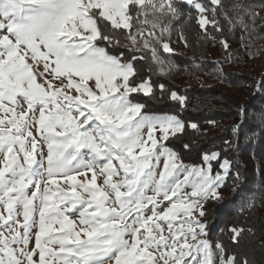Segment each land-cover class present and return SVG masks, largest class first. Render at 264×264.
<instances>
[{
  "label": "snow or ice",
  "instance_id": "obj_1",
  "mask_svg": "<svg viewBox=\"0 0 264 264\" xmlns=\"http://www.w3.org/2000/svg\"><path fill=\"white\" fill-rule=\"evenodd\" d=\"M261 13L264 0H0V264H264L252 227L209 239L205 206L240 183L226 149L185 164L167 143L185 121L134 99L185 106L150 74L174 67L160 54L174 22L227 49L264 31Z\"/></svg>",
  "mask_w": 264,
  "mask_h": 264
},
{
  "label": "trees",
  "instance_id": "obj_2",
  "mask_svg": "<svg viewBox=\"0 0 264 264\" xmlns=\"http://www.w3.org/2000/svg\"><path fill=\"white\" fill-rule=\"evenodd\" d=\"M179 36L184 47L160 53L174 66L168 76L150 74L153 82L165 83L186 96L185 106L166 94L159 98V92L155 100L142 96L134 99L145 103L149 112L174 113L185 121V131L167 142L183 162L199 164L203 153L226 149L227 158L240 173V183H234L235 177L230 176L222 189L223 199L205 206L209 238L213 242H227L228 227H252L255 234L247 240L259 260L260 244L264 242V135L260 134L264 129V88L259 87L264 80V31L258 26L257 33L250 38L241 39L240 32L228 35L227 49L220 43L219 35L216 40L204 38L194 20L174 22L171 35L166 36L170 46L176 45ZM108 48L113 53L129 55L123 48ZM138 67L142 75H147L150 61L138 62ZM191 123H196L198 129L188 126ZM237 126L239 131H234ZM226 141L233 142L231 149L226 148ZM186 144L188 148L184 147ZM214 169L218 170L215 164ZM245 198L253 199L254 207L241 212Z\"/></svg>",
  "mask_w": 264,
  "mask_h": 264
},
{
  "label": "rangeland",
  "instance_id": "obj_3",
  "mask_svg": "<svg viewBox=\"0 0 264 264\" xmlns=\"http://www.w3.org/2000/svg\"><path fill=\"white\" fill-rule=\"evenodd\" d=\"M172 48V50H180L182 47H184V42L182 41L181 37L179 36L177 38V43L175 46H170ZM22 104H24L23 101H21ZM24 107H26V104H24ZM185 163V162H184ZM185 164H188V163H185ZM191 165V164H189ZM99 182V181H98ZM210 239V238H209ZM215 243V242H213Z\"/></svg>",
  "mask_w": 264,
  "mask_h": 264
}]
</instances>
